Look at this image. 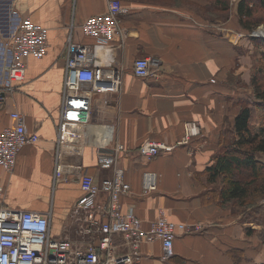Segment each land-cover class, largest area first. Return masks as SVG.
Returning a JSON list of instances; mask_svg holds the SVG:
<instances>
[{
  "label": "crops",
  "instance_id": "1",
  "mask_svg": "<svg viewBox=\"0 0 264 264\" xmlns=\"http://www.w3.org/2000/svg\"><path fill=\"white\" fill-rule=\"evenodd\" d=\"M108 1L0 0V37L13 10L48 29L46 54L28 59L24 81L0 107V130L14 125L10 113L19 111L27 129L39 136L20 150L11 173L0 168L4 205L45 215L52 238L83 244V217L74 208L80 177L88 174L97 183L111 177L112 168L97 164V152L121 144L125 150L116 166L131 191L121 197L123 209L133 207L145 228L162 212L173 222L202 226L201 232L175 237L168 261L159 241L143 244L136 264H264L260 227L222 204L213 189L220 180L209 183L205 174L225 124L231 127L238 113L233 78L249 79L248 62L238 49L245 41L232 26L209 25L213 22L196 11L206 0H118L127 9L120 20L127 37L97 46L94 65L121 69L120 88L92 95L86 124L57 128L67 47L94 44L80 26L105 13ZM140 58L153 61L147 79L132 73ZM188 122L197 123L200 133L187 144L149 160L138 154L147 140L178 143ZM144 172L156 175L157 189L141 196ZM105 199L100 193L98 201Z\"/></svg>",
  "mask_w": 264,
  "mask_h": 264
},
{
  "label": "built area",
  "instance_id": "2",
  "mask_svg": "<svg viewBox=\"0 0 264 264\" xmlns=\"http://www.w3.org/2000/svg\"><path fill=\"white\" fill-rule=\"evenodd\" d=\"M126 13L127 9L120 1L109 0L105 13L90 16L81 23L82 34L94 44L68 45L57 123L59 130L65 126H82L89 121L93 94L118 92L121 69L95 67V48L127 37L120 27L121 17ZM252 34L258 35L254 31ZM47 36L46 27L14 10L9 13L7 32L0 37V107L7 95L24 81L28 59H41L46 54ZM152 65L151 59H136L132 73L147 79L153 73ZM10 118L14 125L0 130V168L7 173L14 170L20 150L39 141V136L27 129L21 112H11ZM199 133L197 123L188 122L178 143L168 145L147 140L137 151L149 160L161 152H170L187 144ZM124 150L123 145L117 144L111 152H97V164L101 168H112L111 177L99 183L88 174L80 177L81 195L74 208L82 213L80 233L83 244L52 238L45 215L4 205V187L0 186V264H136L142 258L141 246L155 241L161 244L162 259L168 261L173 256V241L177 235L201 232L200 224L173 222L163 212L145 228L133 207L123 209L121 197L131 191L123 169L116 163ZM156 189V175L144 172L140 195H148ZM100 193L106 194L103 202L98 201Z\"/></svg>",
  "mask_w": 264,
  "mask_h": 264
},
{
  "label": "trees",
  "instance_id": "3",
  "mask_svg": "<svg viewBox=\"0 0 264 264\" xmlns=\"http://www.w3.org/2000/svg\"><path fill=\"white\" fill-rule=\"evenodd\" d=\"M206 1L210 6L205 10L216 12L218 17H221L219 12L229 10L227 7L229 0ZM256 7L264 11V0H238L235 4L238 24L248 33H252L264 23V17L256 15ZM250 38L255 44H260L261 39L253 36ZM250 85L255 108L264 111V86L256 77L251 78ZM237 106L238 113L234 117L233 124L228 130L222 131L223 138L219 150L212 163L206 167L205 174L209 183L220 180V185L214 190V194L222 204H233V206L237 204L240 209H252V205H248L251 200L264 198L263 189L255 191L252 189L256 182H264V162L259 159V156H264V124L253 127L251 120L254 108L240 99L237 100ZM226 133L230 136L227 141L224 138ZM247 211L250 210L243 211L242 215L244 216ZM259 211L264 219V205ZM254 213L259 212L254 211ZM243 216L242 218L245 219ZM250 232L251 229H247V233Z\"/></svg>",
  "mask_w": 264,
  "mask_h": 264
},
{
  "label": "rangeland",
  "instance_id": "4",
  "mask_svg": "<svg viewBox=\"0 0 264 264\" xmlns=\"http://www.w3.org/2000/svg\"><path fill=\"white\" fill-rule=\"evenodd\" d=\"M237 1L238 0H233V1L229 0V2H227L228 3L227 7L229 8V10L226 12H219L221 17H218L216 12L205 10L210 6L208 2H206L205 6L203 7L200 6V8H197L196 11H198L200 14L205 15L207 20H209L210 22H213L214 24L208 23L211 26L216 27L223 25L225 27L228 26V28L232 26V30H234V33L236 34L238 40L245 41V44L239 46L238 49H239V56H244L248 62L247 64L248 72L246 74L249 75L248 76L249 79L247 80V82H243L244 79L241 80V78L238 75L237 78H233L232 85L236 84L237 100L238 99L243 100L245 101V103H248L252 107V109L254 108L251 123L253 127H257L258 125L264 124V111L259 108H255L254 106L253 101H255V99L252 96L250 81L251 78L253 79V77H256L260 79V83L264 86V32H262V30H264V23L254 29V32H257L259 35L257 34L253 35L252 33H248L245 30H243L238 24V19L236 17L235 4ZM255 11L257 16L264 17V11L260 10L257 7L255 8ZM251 34L253 35V37L257 39H261V41H259L260 44H255L251 40L250 38ZM234 80L236 81L234 82ZM228 129L229 126L226 123L225 130ZM228 137L230 138V136H227L226 133L224 136V138H226L225 139L226 141L228 140ZM259 159H261L264 162V156L263 157L259 156ZM219 185L220 182L219 184L214 185L213 189H217ZM252 189L254 191L259 189L264 190V182L262 181L256 182V184L252 186ZM248 205H252V209L251 208L240 209L237 206V204L235 206H233V204L232 205L227 204L228 207L233 208L232 212H235V214H237L240 217L243 216L242 215V213H244L243 211L250 210L247 211V213L244 214L243 217H245L247 223H252L257 227H260L257 229V234H259V240L264 242V219L262 217V213H260L259 211V208H261L264 205V198L259 197L258 199L251 200ZM254 211L259 213L255 214ZM247 217L250 219H247Z\"/></svg>",
  "mask_w": 264,
  "mask_h": 264
},
{
  "label": "bare ground",
  "instance_id": "5",
  "mask_svg": "<svg viewBox=\"0 0 264 264\" xmlns=\"http://www.w3.org/2000/svg\"><path fill=\"white\" fill-rule=\"evenodd\" d=\"M262 32H264V30H262ZM259 35V34H258Z\"/></svg>",
  "mask_w": 264,
  "mask_h": 264
}]
</instances>
